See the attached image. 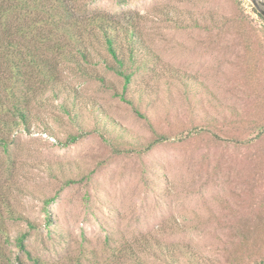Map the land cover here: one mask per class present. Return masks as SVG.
<instances>
[{"label":"rangeland","instance_id":"rangeland-1","mask_svg":"<svg viewBox=\"0 0 264 264\" xmlns=\"http://www.w3.org/2000/svg\"><path fill=\"white\" fill-rule=\"evenodd\" d=\"M67 1L74 15L135 27L145 72L124 88L102 38L85 35L91 62L59 67L77 118L46 90L10 157L0 149V191L14 183L13 207L38 228L28 249L48 264H168L141 252L148 240L178 243L173 264H191L187 252L199 264H264V17L251 0ZM57 192L47 224L42 199Z\"/></svg>","mask_w":264,"mask_h":264},{"label":"trees","instance_id":"trees-1","mask_svg":"<svg viewBox=\"0 0 264 264\" xmlns=\"http://www.w3.org/2000/svg\"><path fill=\"white\" fill-rule=\"evenodd\" d=\"M73 9L78 10L67 0H0V149L7 158L11 154L14 132L20 128L29 131L33 111L43 107V92L48 90L49 99L64 96L61 107L66 108L65 99L75 90L68 89L59 80V67L65 61L83 69V65L91 62L90 44L85 35L102 38L107 56L112 59L110 64L104 57L105 65L124 80V88L132 83L137 73L145 72L140 65L134 66L138 62L137 52L141 51L135 27L122 26L119 20L103 11L83 16L74 15L71 12ZM119 32H123V37L127 39V56L117 44ZM76 96L72 93V97ZM120 97L131 103L124 93ZM64 110L71 119L77 118L76 113L71 115L70 109ZM100 135L103 140L110 141L105 134ZM68 140L75 142L77 135H70ZM163 140L164 137L159 135L140 151H133L144 153ZM9 168L6 167L11 176ZM12 184L10 181L5 190L0 191V264H48L26 245L32 232L38 228L36 223L13 207L12 190L15 184L13 188ZM57 196L58 192L42 199L47 224L52 222L47 206ZM9 221L24 222L26 229L12 236L8 229ZM138 246L142 253L168 264H173L174 260L177 263V254H181L178 243L143 240ZM174 253L176 256H173ZM183 256L191 264H199L195 256L189 259L188 252ZM134 261L136 264H147L139 258Z\"/></svg>","mask_w":264,"mask_h":264},{"label":"water","instance_id":"water-1","mask_svg":"<svg viewBox=\"0 0 264 264\" xmlns=\"http://www.w3.org/2000/svg\"><path fill=\"white\" fill-rule=\"evenodd\" d=\"M253 6L256 8L258 13L264 17V1L262 0H251Z\"/></svg>","mask_w":264,"mask_h":264}]
</instances>
